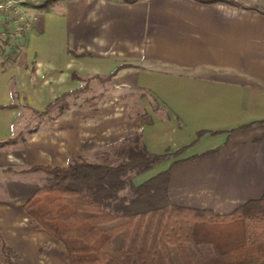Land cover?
Masks as SVG:
<instances>
[{
    "label": "crops",
    "instance_id": "obj_1",
    "mask_svg": "<svg viewBox=\"0 0 264 264\" xmlns=\"http://www.w3.org/2000/svg\"><path fill=\"white\" fill-rule=\"evenodd\" d=\"M40 5L33 28L0 43V141L19 136L35 110L57 98L72 102L91 81L113 82L116 94L102 100L101 111H81L74 122L37 134L47 140L43 148L67 157L141 132L151 152L171 155L136 175V184L169 169L172 202L218 214L264 194V0L258 9L198 0ZM128 98L139 103L133 108ZM96 138L102 143L89 146ZM35 165L66 164H23L12 173ZM1 166L4 173L11 167ZM27 182L2 185L13 192ZM41 186L26 205L16 198V208L12 192L10 204L0 197V216L32 230L26 210Z\"/></svg>",
    "mask_w": 264,
    "mask_h": 264
},
{
    "label": "trees",
    "instance_id": "obj_2",
    "mask_svg": "<svg viewBox=\"0 0 264 264\" xmlns=\"http://www.w3.org/2000/svg\"><path fill=\"white\" fill-rule=\"evenodd\" d=\"M198 1L260 8L237 0ZM64 99L36 109L35 115L51 112ZM15 140H1L0 147ZM132 140L118 163L78 157L66 165L31 167L44 170L47 181L29 201V223L63 242L65 264H264V194L228 214L176 204L168 193L169 169L139 184L133 180L171 153L151 152L141 132ZM55 210L57 217L50 216ZM77 215L81 219L71 224ZM234 221L243 228L232 239L227 231ZM0 251L10 254L13 249L1 239ZM3 261L14 264L9 258Z\"/></svg>",
    "mask_w": 264,
    "mask_h": 264
},
{
    "label": "rangeland",
    "instance_id": "obj_3",
    "mask_svg": "<svg viewBox=\"0 0 264 264\" xmlns=\"http://www.w3.org/2000/svg\"><path fill=\"white\" fill-rule=\"evenodd\" d=\"M237 1L246 5L260 6L259 3L261 0H255L254 2L247 0ZM91 82L87 84L86 89L81 95H79V97L77 96L76 99L72 100L73 103L71 100L69 102L65 100L59 102L54 106L51 112L46 113L43 116V119L38 115H34L30 124L25 126V129L20 132L21 134H19V136H15V141H17V143L14 147L8 150V154L5 152L0 154V197H6L8 199V203L10 204V195L13 193V202L11 205H14L15 208L17 203L16 198L19 199V203L24 202L26 205V202L35 192L37 186L44 185L47 181V173L42 169L21 172L18 175H14L12 172H14V170L21 169L20 166L23 164H28L30 166L35 163L68 164L78 157L90 161L118 163L125 158V150L128 145L132 143V138L138 132L127 135L119 143L113 146L111 145L108 148L98 146V148H95L94 150L89 149L83 154H71L67 157L62 154H57L52 147L43 148L44 146L41 144L46 143L44 141L47 140L43 141L40 138V142L38 140V137L41 136H38L37 134H41L43 131L46 133L51 132V130L59 128L60 124L65 123L66 120L74 122V120L78 117L83 116V114H80L81 111H88V113L93 110L101 111L102 100L109 101L110 98L116 94V89L114 93V88H112L113 82H110V84H104L96 81L93 83ZM124 101L125 103L130 102L133 108L139 103V101L135 98H128ZM71 103L72 105L77 104V110L74 111L72 116L67 117L69 115L65 113L72 107ZM99 143H102V140H97L96 138L89 141L88 144L92 147L94 145H98ZM4 151H7V149ZM5 162H8L11 165L7 173L3 172V167L1 166ZM20 177H30V182H27V185L23 188H18L13 190V192L11 191L12 193L10 192V187L8 188L9 191H7V188L2 185L3 182H6V180L9 181ZM8 184H10V182H8ZM1 187H3V193H1ZM61 201V199L56 200L52 203V206L56 208ZM15 212L16 209L13 210V213ZM49 215L57 217V211H52ZM80 219L81 216L77 215L75 217H71L69 221L71 224H75ZM228 228L229 230L227 232L230 233L231 238L239 237L242 234L243 227L239 221L232 222ZM31 229L32 230L27 231L26 226H23L22 224L20 225L19 223L16 225H10L6 222L4 215L2 217L0 216V242L1 239H3L6 244L10 245L13 249V252H10V254L0 251V262H4L3 258L5 260L9 258L14 264H65V246L63 242L44 229Z\"/></svg>",
    "mask_w": 264,
    "mask_h": 264
},
{
    "label": "built area",
    "instance_id": "obj_4",
    "mask_svg": "<svg viewBox=\"0 0 264 264\" xmlns=\"http://www.w3.org/2000/svg\"><path fill=\"white\" fill-rule=\"evenodd\" d=\"M41 0H0V43L15 39L40 20L36 9Z\"/></svg>",
    "mask_w": 264,
    "mask_h": 264
}]
</instances>
